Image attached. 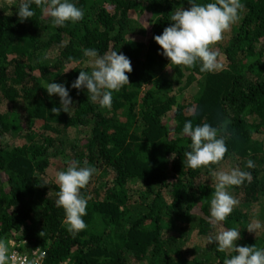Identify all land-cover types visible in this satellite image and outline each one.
I'll return each mask as SVG.
<instances>
[{"label": "trees", "instance_id": "1", "mask_svg": "<svg viewBox=\"0 0 264 264\" xmlns=\"http://www.w3.org/2000/svg\"><path fill=\"white\" fill-rule=\"evenodd\" d=\"M20 2L0 0V139L9 142L0 144V239L29 258L39 248L47 264H224L235 253L219 252L207 237L233 227L239 246L264 249V227L246 229L254 220L264 226V0H240L238 21L212 46L223 60L212 72H201L199 61L170 64L154 39L188 0H69L84 17L63 27L34 2V17L21 22ZM84 49L131 60L130 83L113 92L111 109L71 86L79 71L92 70ZM51 82L68 88L69 113L51 112L60 107L43 88ZM187 121L225 125L219 164L187 166ZM71 161L96 169L81 189L87 227L75 234L56 205L52 172ZM225 164L251 181L228 188L239 204L213 228L212 172Z\"/></svg>", "mask_w": 264, "mask_h": 264}, {"label": "clouds", "instance_id": "2", "mask_svg": "<svg viewBox=\"0 0 264 264\" xmlns=\"http://www.w3.org/2000/svg\"><path fill=\"white\" fill-rule=\"evenodd\" d=\"M35 3L40 7L45 16L52 18L53 26L63 27L66 22L73 23L83 19L84 12L69 0H21L17 9L21 22L34 17L35 12L30 5ZM190 8L176 9L171 15V25L163 30L161 35L154 37L156 43L163 50L161 55L170 60V64L193 68L197 61L201 63V72L220 70L223 65L218 61L220 52L213 49V45L223 39V33L228 31L232 24L239 19V11L244 8L240 0H215L214 3L199 4L195 0H188ZM84 55L89 57L91 72L79 71L78 78L72 83V88H86L88 100L98 103L101 108L111 109L113 92L130 83L126 73L133 71L131 60L124 54L110 50L103 55L95 49H84ZM47 59V56L45 57ZM72 59L71 57L69 58ZM49 96L60 97V107H53L51 112L59 115L60 111L69 113L73 100L68 88L62 83H46L43 87ZM225 125L213 127L208 123L193 127L191 121L183 126L182 135L191 139V150L185 151L183 156L186 164L191 169L219 164L225 157L228 149L225 137L222 134ZM83 167L78 162L71 161L67 169L56 174V183L59 186L56 205L65 211V223L69 232L75 234L84 230L87 225L82 219L87 208V199L81 194L96 169L84 162ZM248 168H254V161H247ZM215 191L210 199L209 223L216 226L231 215L239 200L231 195L229 187L240 186L246 180L251 181V173L242 171L239 167L229 171H213ZM45 183H47L45 181ZM264 226L258 221L247 225V231L257 234ZM43 232L40 233L42 236ZM241 239L238 228H220L214 235L207 237V243L218 242L217 250L225 253H235L231 258H226L224 264H264V249L256 245L239 246ZM39 248L28 255L18 257L9 248L8 243L0 239V264H40L43 255L37 256Z\"/></svg>", "mask_w": 264, "mask_h": 264}, {"label": "rangeland", "instance_id": "3", "mask_svg": "<svg viewBox=\"0 0 264 264\" xmlns=\"http://www.w3.org/2000/svg\"><path fill=\"white\" fill-rule=\"evenodd\" d=\"M8 5H12V3L13 2H15L16 0H4ZM229 31H230V29L228 30V31H226L227 33H229ZM225 33V32H224ZM223 33V34H224ZM219 62L220 63H222L223 62V60H219ZM175 70H171V71H169V74H170V76L171 77H175ZM184 85V82L183 83H181V86H183ZM189 86V89H187V91H192V90H194L195 88H196V82H193L192 84H190V85H188ZM6 143H9L7 140H5V139H0V144H2V145H5ZM53 153V152H52ZM231 169H233L232 168V166H231V164H225L223 167H221L219 170H224V171H229V170H231ZM219 170H216V171H219ZM59 171H62V166L60 165V166H56V168H53L52 169V172L53 173H55V174H57ZM51 177H55L53 174H51ZM48 178L49 180L50 179H52V178ZM229 191V190H228ZM229 193L231 194V195H233L232 194V192H230L229 191ZM260 231V230H259ZM258 231V232H259ZM253 234H254V232H253Z\"/></svg>", "mask_w": 264, "mask_h": 264}, {"label": "built area", "instance_id": "4", "mask_svg": "<svg viewBox=\"0 0 264 264\" xmlns=\"http://www.w3.org/2000/svg\"><path fill=\"white\" fill-rule=\"evenodd\" d=\"M15 246V244H12V247H14ZM12 251H14L16 254H17V256L18 257H23V256H25V255H23V254H21L19 251H17V250H12ZM41 254H40V251L38 250V252H37V256H40ZM40 264H47L45 261H44V256H43V259L42 260H40Z\"/></svg>", "mask_w": 264, "mask_h": 264}]
</instances>
